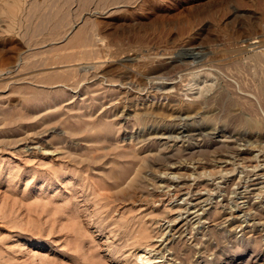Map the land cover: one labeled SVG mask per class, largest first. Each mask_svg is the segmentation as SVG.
Returning a JSON list of instances; mask_svg holds the SVG:
<instances>
[{"label":"rangeland","instance_id":"1","mask_svg":"<svg viewBox=\"0 0 264 264\" xmlns=\"http://www.w3.org/2000/svg\"><path fill=\"white\" fill-rule=\"evenodd\" d=\"M262 63L264 0H0V264H264Z\"/></svg>","mask_w":264,"mask_h":264},{"label":"bare ground","instance_id":"2","mask_svg":"<svg viewBox=\"0 0 264 264\" xmlns=\"http://www.w3.org/2000/svg\"><path fill=\"white\" fill-rule=\"evenodd\" d=\"M84 29H85V28H84ZM84 29H83V30H84ZM85 32H87L86 29H85ZM85 32L83 31V32H81V33H83L84 36H85ZM83 34H82V35H83ZM78 36H80V35H78ZM78 36H77V37H78ZM76 39H77V38L75 37L73 41H74V42H75V41L78 42V40H76ZM82 39H84V38H81V40H82ZM84 41H85V40H84ZM74 42H72V43H74ZM70 44H71V43H70ZM78 44H80V43L78 42ZM78 44H77V45H78ZM81 44H82V43H81ZM83 44H84V43H83ZM72 46H73V45H72ZM259 59H260V58H259ZM262 59H263V58H262ZM262 64H263V63H262ZM263 65H264V64H263ZM261 89H262V91H261ZM261 89H260V91H261V93L263 94L262 96L264 97V83H263ZM260 95H261V94H260ZM261 98H262V97H261Z\"/></svg>","mask_w":264,"mask_h":264}]
</instances>
